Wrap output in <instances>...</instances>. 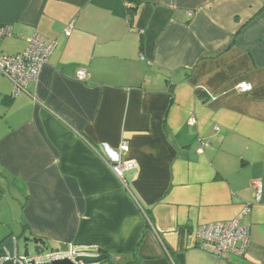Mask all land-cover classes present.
Returning <instances> with one entry per match:
<instances>
[{
	"label": "crops",
	"instance_id": "obj_1",
	"mask_svg": "<svg viewBox=\"0 0 264 264\" xmlns=\"http://www.w3.org/2000/svg\"><path fill=\"white\" fill-rule=\"evenodd\" d=\"M0 26L6 55L56 42L13 98L0 76L1 245L23 234L116 264H264V0H0ZM119 159L136 165L123 180ZM238 217L246 248L218 260L195 231Z\"/></svg>",
	"mask_w": 264,
	"mask_h": 264
},
{
	"label": "built area",
	"instance_id": "obj_2",
	"mask_svg": "<svg viewBox=\"0 0 264 264\" xmlns=\"http://www.w3.org/2000/svg\"><path fill=\"white\" fill-rule=\"evenodd\" d=\"M72 26L66 31V35L71 34ZM12 34L10 26H0V42L5 36ZM27 48L16 54L6 55L0 53V76L7 77L14 86L12 95L25 90L30 80L37 79L42 67L48 61L56 42L46 39L40 35H34L29 38ZM79 79L85 80L87 73L79 70L77 73ZM235 90L241 93H248L253 90V85L247 82H241L235 86ZM190 124H195L196 119L192 118ZM130 149L129 142L124 140L120 145V155L124 156ZM111 169L119 179H124L127 172L136 169L133 161L121 160L111 164ZM263 185L257 183V196L260 198ZM196 238L200 241L201 246L208 249L219 260L221 257L229 253H243L249 238V230L240 225V217L228 221H219L199 226L195 231ZM241 243V247L238 244ZM1 246V244H0ZM43 251L33 257L27 258V264L52 263L56 260L70 259L77 262L79 256L96 255L87 250L79 249L75 244L68 245L67 250H55L49 248L46 244L42 245ZM4 263V259L0 257V264Z\"/></svg>",
	"mask_w": 264,
	"mask_h": 264
},
{
	"label": "water",
	"instance_id": "obj_3",
	"mask_svg": "<svg viewBox=\"0 0 264 264\" xmlns=\"http://www.w3.org/2000/svg\"><path fill=\"white\" fill-rule=\"evenodd\" d=\"M23 240L25 243V250L21 254L19 251V241ZM35 245L36 255L43 251L42 245L45 244L43 239L39 238H30L23 236L11 235L8 239L4 241V243L0 246V257L4 259L3 264H27L26 259L33 257L29 251V245ZM68 244H61L59 248H55V250H67ZM111 262V263H110ZM32 264H35L34 261H31ZM110 263L114 264L109 260L107 254H96V255H88V256H79L77 258V262H74L70 259H62L56 260L52 263H43V264H103Z\"/></svg>",
	"mask_w": 264,
	"mask_h": 264
},
{
	"label": "rangeland",
	"instance_id": "obj_4",
	"mask_svg": "<svg viewBox=\"0 0 264 264\" xmlns=\"http://www.w3.org/2000/svg\"><path fill=\"white\" fill-rule=\"evenodd\" d=\"M13 191V190H12ZM11 191V192H12ZM11 197V193L9 194V196H7V199L8 198H10ZM18 198V200H19V202H21V199H22V196H20V197H17ZM6 201V203H7V201L8 200H5ZM18 204V203H17ZM16 205V204H15ZM17 206V205H16ZM3 207H6L5 206V204H3ZM16 236H21V234H18V235H16ZM46 246L47 247H49V248H53L52 247V245H48V244H46ZM51 246V247H50ZM24 250H25V243L23 242V240L22 239H20V241H19V251H20V253L22 254L23 252H24ZM29 251H30V254L32 255V256H35L36 255V252H35V245L34 244H30L29 245ZM112 262H114V261H112ZM111 263V262H110ZM110 263H103V264H110ZM114 264H116L115 262H114Z\"/></svg>",
	"mask_w": 264,
	"mask_h": 264
},
{
	"label": "trees",
	"instance_id": "obj_5",
	"mask_svg": "<svg viewBox=\"0 0 264 264\" xmlns=\"http://www.w3.org/2000/svg\"><path fill=\"white\" fill-rule=\"evenodd\" d=\"M13 97H14V95L11 96V98H13Z\"/></svg>",
	"mask_w": 264,
	"mask_h": 264
}]
</instances>
